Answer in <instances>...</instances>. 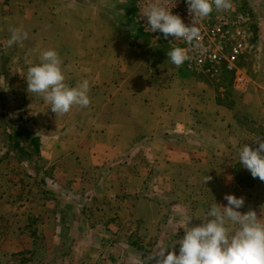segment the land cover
I'll list each match as a JSON object with an SVG mask.
<instances>
[{
	"label": "rangeland",
	"instance_id": "obj_1",
	"mask_svg": "<svg viewBox=\"0 0 264 264\" xmlns=\"http://www.w3.org/2000/svg\"><path fill=\"white\" fill-rule=\"evenodd\" d=\"M52 1L46 0V6L53 8L54 3ZM92 2H94V5L97 4L96 7L101 10L103 7L107 14L102 20L99 19L101 23L95 20L94 24L101 26L103 30H105L104 27H108L110 34L112 33L111 26H117L124 35V47L127 50H123L125 58L123 74L126 80V91L122 96L123 99L125 98L127 101L132 86L133 88H141L139 86L142 84L134 83L133 78L137 80L141 78V83H146L154 75L162 74V77H170L173 73L175 75L179 74L188 78V85H186L190 93L188 104H200L204 99V94H206L204 99L206 109L213 110L216 102L222 104L220 106H223V110H221L220 115L227 118V120H231L229 123L234 124L236 122V132L233 138L238 143L242 142V145L244 143L255 148L258 146V143L254 141L256 135L260 139H264V89H260L258 86L259 83H263L262 86H264V44L261 45L264 38L260 40L261 33L258 32L260 19L256 18L259 14L260 4L257 2L251 3L250 0H235L234 2L235 6L241 7V9L250 13L255 33L253 39L255 51L249 59L243 62V70L248 77V82L245 91L241 92L234 88L229 76L227 77L223 73L219 74V77L209 78L197 74L183 65L179 67L174 65L167 57V53L172 48L162 41L150 38L138 27L134 0H121L119 4L113 0H92ZM92 7L94 8V6ZM52 16L46 15V24L48 23L49 27L53 23ZM68 19V15H63L64 24L67 23ZM73 26H76V23ZM89 26L92 25L88 24L87 27ZM80 29H86V25L80 26ZM52 30L55 29L50 27L47 32V34L51 33L49 35L50 39L53 38ZM110 34L108 43L111 44L116 41V36L114 33L113 36ZM103 40L105 41L104 32ZM0 41V52L4 58V72L11 98L15 101L12 112L20 120L18 124L21 128L27 131L25 139H21L24 141L30 137H37L39 142L38 154L41 156L39 159L27 158L24 155V149L16 146L10 134L0 127V199L2 198L1 193L7 194L5 187L8 183L6 181L11 184L12 182L19 184L27 176L32 179L30 183L33 187L28 193L32 199L36 195H42L41 197H44L43 200L46 202L58 201V204L55 205L62 207L60 208L62 212L64 209L70 208L65 201L72 199L79 210L90 203V200L88 201L90 196H86L84 190H76L74 186L71 187L68 180H63L65 179L64 174L95 172L98 177L94 186L100 187L104 182V178H109L111 172L119 170L125 174L124 185L125 196H128L127 200L131 198L136 203H142V205H148L149 200H151L157 207L159 219L157 224L125 221V223H122L124 226L119 225L117 227L115 221H110L111 223L108 222L107 225H101L100 223L104 220L96 213L94 217L88 219V224L82 221L81 217L74 214L69 216L67 213L66 218H64L66 221L59 223L58 226L55 225L56 228L54 229L52 226L49 228L40 226L39 229L34 224L31 225L29 232L33 230L32 227L36 230L31 231L32 233L28 232L30 235L27 238L23 235L28 236V233L22 231L21 226H19L18 229L13 228V234L8 239L10 242L5 241L0 244V264H155V261L150 259L152 254L157 252L160 247L169 246L173 241L183 237L182 221L185 216L193 217L190 221L192 226L199 225L200 220L206 217L212 204L216 202L223 206L227 203L224 200L226 194L243 197L245 203L239 211L243 213L253 210L258 218L260 217L261 221H264V181L253 178L248 170L245 174H242V172L237 173L238 179L236 180H238L239 186L244 188L237 191L236 181L227 177L231 167L235 171H240L243 168L239 163L235 165V168L230 162L231 155L235 159L238 158V150L242 145L231 149V152L226 151V154L224 151L221 154L223 156H219V160H214V162L211 159L207 160L204 166H201L203 171L197 172L192 168L193 173L190 179L184 181L168 180L167 189H165L164 178L162 176L160 179L156 178L160 174V170L153 168L147 160L145 161V155L141 152L145 143L143 137L134 139L129 150L121 154L119 163L96 165L93 168L92 166H79V159L87 156V152L83 151L84 149L88 151L94 143L98 145L105 141L101 137L99 128L90 131L85 130L86 126L92 121L97 119V122H99L100 116H96V114L101 111L103 106L101 96L96 92V99L90 100L97 107V111L93 115L88 113L87 107L79 106H73L66 114L53 113L42 96L27 92L25 79L27 69L39 63L40 54L21 51L22 47L27 46L26 44L21 45L18 43L8 47L4 39L0 38ZM94 42H100L99 31ZM133 46H136V51ZM14 48H17V50H13ZM99 54L96 53L94 56L97 57V60L101 58ZM111 54V52L108 53L109 59L113 58ZM80 59L83 60L82 55H80ZM64 70L67 77L69 68H64ZM113 74L114 72L111 75L113 76ZM66 83L68 84V82ZM93 86L100 88L98 84ZM227 109H237L238 116L231 118L228 111L225 112ZM251 109L252 112L246 111ZM21 122L23 125H21ZM206 124L210 128L212 127V123ZM12 125H10L11 130ZM195 129L192 128L188 132L177 136L178 139L174 140L186 143L188 141H198L200 134L197 136ZM205 134L207 135V132ZM172 135L177 134L172 133ZM250 141L251 143H249ZM191 142L188 144L195 145ZM26 143L24 142V144ZM201 151L211 157V152L207 151L206 148L201 149ZM25 159L29 162L20 161H25ZM216 174L220 175V179H217ZM135 175H138V177ZM206 176H210L211 179L204 184L203 181ZM38 177L44 179V187L48 189L45 190L46 192L35 186ZM110 182L116 183L117 180L113 181L111 179ZM117 183L120 187L123 185V183ZM152 183L157 185V187L153 186L154 188H152L153 195H145ZM10 187L12 186H9V190ZM12 189L13 193L10 191L8 193L14 195V200L21 201L26 196H21L20 186ZM52 192H55L57 197H52ZM99 192L100 190L97 195H99ZM94 198L97 199L96 195ZM115 215L114 212L109 213L108 219H115ZM90 226L93 230L100 231V233H94L93 236L91 234L90 236L85 235L90 244L81 241L76 243L77 235H80L81 229ZM117 228H120L125 234L122 241L118 240L120 237L116 236L115 230ZM3 232V230H0V234ZM54 232H56L55 237ZM58 232L60 234H57ZM64 232L67 238L61 237ZM71 237L73 241H70ZM64 239H67L68 242H66L67 240L64 242ZM58 240H61V242H58ZM24 245L29 247V250L24 248ZM20 247H23L22 251L14 252ZM178 247V244L174 245L172 250L178 251Z\"/></svg>",
	"mask_w": 264,
	"mask_h": 264
},
{
	"label": "crops",
	"instance_id": "obj_2",
	"mask_svg": "<svg viewBox=\"0 0 264 264\" xmlns=\"http://www.w3.org/2000/svg\"><path fill=\"white\" fill-rule=\"evenodd\" d=\"M113 1L118 4L121 2V0ZM250 2H257L261 5L259 16L257 15L256 18L260 19L258 32L261 33L260 40H262L264 38V0H250ZM52 3H54V7L49 8L46 6V0H0V38L7 43L11 28H23L28 36L27 39L19 42L21 45H27L22 47L21 51L41 54L45 49H55L63 61L62 69L65 74V83L68 82L69 86H75L82 80H87L90 86L89 99L95 100L96 92L101 96L103 106L101 111L96 114V116H100L99 122L97 119L92 121L85 130L90 131L99 128L101 137L105 141L98 145L94 143L88 151L84 149L83 151L87 152V156L79 159V166H92L93 168L96 165L119 163L121 154L129 150L134 139L143 137L145 143L141 152L145 155V161L147 160L153 168L160 170V174L156 178L160 179L162 176L165 181V189H167L168 180L184 181L190 179L193 173L192 168L197 172L203 171L202 167L207 160L211 159L212 162L219 160V156H223L221 154L224 151L226 154V151L231 152V149L242 145V142L238 143L233 138L236 132V122L234 124L229 123L231 120L220 115L221 110H223V106H220L222 104L216 102L213 110L206 109V105H204L206 94H204V99L200 104H188L190 96L186 86L188 85V78L179 74L173 73L170 77H162V74L154 75L146 83H141V78L139 80L133 78L134 83L142 84L139 86L141 88H133L132 86L127 101L125 98L123 99L122 96L126 91V80L123 74L125 69L123 52L127 49L124 47L125 39L121 30L117 26H111L112 33L110 34L108 27H104L105 30H103L101 26L100 28L94 24L95 20L101 23L100 20L107 14L103 7L102 10L97 8V4L94 5L92 0H53ZM93 10L94 12H92ZM95 13L97 15H93ZM46 15H53V23L50 27L55 30H52L53 38L51 39L49 37L51 33L47 34L50 27L48 23L46 24ZM63 15L69 16L66 24L63 23ZM74 23L76 26H73ZM88 24L92 26L87 27ZM85 25L86 29H80V26ZM98 31L100 42L95 43L94 39ZM103 32L105 41L103 40ZM113 33L116 36V41L110 44L108 43V36L109 34L113 36ZM261 42L263 45L264 41ZM135 47L133 46V49L136 51ZM13 50H17V48ZM109 52L112 53L113 58L110 56L111 59L108 57ZM96 53H100L99 56H101L98 60L97 57H94ZM80 55L83 56V60L80 59ZM64 68H69L67 77ZM94 84H98L100 88H96L93 86ZM262 84H258L260 89H264ZM158 89L160 90L158 91ZM86 109L91 115L97 111L96 105L92 104L91 101ZM227 111L231 118L238 116L237 109H227L225 112ZM246 111L252 112L253 110ZM206 123H212V127L210 128ZM192 128H196L197 136L200 134L198 141L186 143L174 140ZM172 133L177 135H172ZM189 142L195 145L188 144ZM204 148L211 152V157L201 151ZM20 161L29 162L26 159ZM230 162L235 167L238 164V158L235 159L231 155ZM119 172L122 171L111 172L109 178H104L100 187L94 186L98 177L95 172L64 174L65 179L63 180H68L71 187L74 186L76 190H84L86 196H90L88 199L90 203L78 210L74 200L67 199L65 202L70 208L64 209L63 212L60 209L62 207L55 205L58 204V201L46 202L43 200L44 197H41L42 195H36L33 199L29 196V190L33 187L30 183L31 178L26 176L19 184L13 182L11 184L6 181L8 183L5 187L7 194L1 193L2 198L0 199V203H3L0 204V230L4 231L0 234V244L9 241L10 235L13 234V228L18 229L21 226V230L25 233L29 232L33 224L39 229L40 226L42 228L52 226L54 229L56 228L55 225L58 226L66 221L64 218H66L67 213L69 216L74 214L81 217V220L86 224H88L89 218L94 217L95 213L104 220L100 223L101 225H107L110 221H115L117 227L119 225L124 226L122 223L125 221L157 224L159 219L156 205L151 200H149L148 205L136 203L131 198L127 200L128 196H125L124 185L125 174ZM241 172L245 174L247 169L243 167L240 171H235L231 167L227 175L228 178L236 181L237 191L244 189L239 186L240 184L236 180L238 179L237 173ZM138 175L135 176L138 177ZM216 176L217 179H220L219 174ZM111 179L117 180L123 185L120 187L117 182H110ZM9 186H12L10 190L8 189ZM18 186H20L21 196L26 195L21 201L14 200V195L11 194L13 193L12 188ZM35 186L42 191L48 190L44 187V179H40V177L37 178ZM153 186L157 187L153 183L151 187L147 186L145 195H153ZM99 190V195H97ZM9 191L11 193H8ZM148 192L149 194H147ZM95 195L97 199L94 198ZM52 197H57V194L52 192ZM14 205L16 206L14 207ZM111 212L116 213L115 219H108V214ZM32 228L33 230H30L29 233L36 230L34 227ZM82 229L80 235H77L76 243L81 241L90 244L85 235L90 236L91 234L93 236L94 233H100V231L93 230L91 226ZM115 232L116 236L120 237L118 240L122 241L124 232L120 228H117ZM29 233L28 236L25 234L23 236L27 238ZM55 234L56 232L53 233L54 237ZM61 237L67 238L66 233L64 232ZM66 240L64 239V242ZM70 241H73L72 237ZM24 246L29 250V247ZM19 250L22 251L23 247L14 252Z\"/></svg>",
	"mask_w": 264,
	"mask_h": 264
},
{
	"label": "clouds",
	"instance_id": "obj_3",
	"mask_svg": "<svg viewBox=\"0 0 264 264\" xmlns=\"http://www.w3.org/2000/svg\"><path fill=\"white\" fill-rule=\"evenodd\" d=\"M177 0H149L140 16L146 19L151 33L159 32L164 39L191 42L199 36V25L213 10H229L231 0H184L191 16V25H186L179 15L172 13ZM171 5V6H169ZM7 46L27 39L28 33L21 27L10 30ZM159 38V37H158ZM168 59L181 66L189 59L186 50L172 48ZM63 61L52 48L42 51L39 63L27 69L25 77L27 92L40 95L55 114H66L73 106L86 108L90 104L89 82L82 80L75 86L65 83ZM253 148L244 144L238 150V163L246 168L253 178L264 181V139L256 135ZM211 179L206 176L204 184ZM226 204L214 203L206 217L196 226L190 224L192 216H185L182 223L184 235L169 246H162L152 254L155 264H264V221L253 210L241 212L244 198L232 194L224 196ZM179 245L178 251L173 246Z\"/></svg>",
	"mask_w": 264,
	"mask_h": 264
},
{
	"label": "built area",
	"instance_id": "obj_4",
	"mask_svg": "<svg viewBox=\"0 0 264 264\" xmlns=\"http://www.w3.org/2000/svg\"><path fill=\"white\" fill-rule=\"evenodd\" d=\"M148 2L149 0H134L136 23L144 34L162 41L170 48L185 49L189 59L182 64L184 67L209 78L219 77L223 73L229 76L236 90L245 91L248 77L243 70V62L255 51V33L250 13L235 6V0H231L232 7L229 10L214 9L197 25L199 36L191 42H185L171 36L164 39L159 32L151 33L146 19L140 16ZM171 11L179 15L186 25H191V16L184 0H177Z\"/></svg>",
	"mask_w": 264,
	"mask_h": 264
},
{
	"label": "water",
	"instance_id": "obj_5",
	"mask_svg": "<svg viewBox=\"0 0 264 264\" xmlns=\"http://www.w3.org/2000/svg\"><path fill=\"white\" fill-rule=\"evenodd\" d=\"M13 105H15V101L11 98L4 72V58L0 52V127L10 135L12 134L10 125L14 123L12 112ZM21 125H23V123Z\"/></svg>",
	"mask_w": 264,
	"mask_h": 264
},
{
	"label": "trees",
	"instance_id": "obj_6",
	"mask_svg": "<svg viewBox=\"0 0 264 264\" xmlns=\"http://www.w3.org/2000/svg\"><path fill=\"white\" fill-rule=\"evenodd\" d=\"M25 131V135H27V131ZM22 130H16L14 133L10 135L11 139L15 141L16 146L22 147L24 149V155L27 158L33 159V158H40L39 156V142L37 137H30L28 140H22L17 138V133H21ZM25 139V138H24ZM27 139V138H26ZM22 142V143H21ZM24 142H27L24 144Z\"/></svg>",
	"mask_w": 264,
	"mask_h": 264
},
{
	"label": "flooded vegetation",
	"instance_id": "obj_7",
	"mask_svg": "<svg viewBox=\"0 0 264 264\" xmlns=\"http://www.w3.org/2000/svg\"><path fill=\"white\" fill-rule=\"evenodd\" d=\"M14 116V115H13ZM19 123V119L17 117L14 116V123L12 125V131H16V130H22L21 133H17V138L18 139H23L25 137V131L23 130V128H21V126L18 124ZM18 124V125H17ZM20 126V127H19Z\"/></svg>",
	"mask_w": 264,
	"mask_h": 264
}]
</instances>
